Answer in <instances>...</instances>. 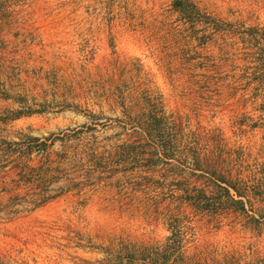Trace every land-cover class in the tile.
Instances as JSON below:
<instances>
[{"label":"rangeland","instance_id":"374dc122","mask_svg":"<svg viewBox=\"0 0 264 264\" xmlns=\"http://www.w3.org/2000/svg\"><path fill=\"white\" fill-rule=\"evenodd\" d=\"M191 1L223 25L178 50L174 0H0V141L50 138L0 148V264H264V0Z\"/></svg>","mask_w":264,"mask_h":264},{"label":"trees","instance_id":"16d2710c","mask_svg":"<svg viewBox=\"0 0 264 264\" xmlns=\"http://www.w3.org/2000/svg\"><path fill=\"white\" fill-rule=\"evenodd\" d=\"M173 10L180 16L181 20L183 21L181 27L176 30V32L173 34L174 38V46L176 49L180 50L181 47H186L191 45L193 40H200V38L211 40L213 38L214 32H220L222 25H220V21L210 15V13L206 12L205 10L201 9L196 3H194L191 0H174L172 4ZM200 27H203L205 32H209V30H212L214 32H211L209 35H204L203 37H200ZM190 47V46H189ZM190 62V61H189ZM156 108V113L152 110ZM165 111L164 109L158 108V104L156 106H152L149 109H140L139 113L132 117L130 122L137 125L138 128H140V133L143 135L147 140H151L152 138L159 137L157 142V148L161 149V151L167 156H170L169 153H181L179 152V149L181 150V147L176 146V144H181V136H182V130L180 129L181 126L178 127V124L175 122L173 123V127L169 126L168 120L165 118ZM171 128V131H170ZM80 131V130H78ZM167 133L169 134V138L167 136ZM158 134V136H156ZM171 137V145H168L170 136ZM168 138V139H167ZM50 140V138H47L45 141H43L39 137H33V136H25L24 139H18V140H1L0 141V148H2L3 151L6 152V154L9 155V159L12 158V163H14V167L12 170H16L19 173L24 172L25 170L33 169L32 165L35 161L33 155L36 153L37 157H40L41 159L45 158V155L48 153L47 148L48 144L47 141ZM172 143H174V146L172 147ZM187 156L190 159H194L195 149L194 147L186 148ZM80 186V185H77ZM73 190H76V193L78 195H84V189L81 187H62L60 189V192L58 195L45 198L43 197L41 199L40 203H34L35 207H42L46 204H48L50 201L60 198L64 196L65 194H68L72 192ZM86 194V192H85ZM236 204L243 206V210L245 211L244 202L242 200L235 201ZM165 212V211H164ZM164 220L169 221V216L171 215L168 212L165 213H159ZM164 214V215H163ZM172 233L173 232L172 229ZM173 237H175V234H173ZM170 242L172 244L169 245L170 249H178V243L179 239L174 240L172 238H169ZM134 252H136L137 246H132ZM120 249L124 251V248L121 246ZM132 250V251H133ZM134 253L130 264H135L137 262L136 259H134ZM122 264V261L121 263Z\"/></svg>","mask_w":264,"mask_h":264}]
</instances>
